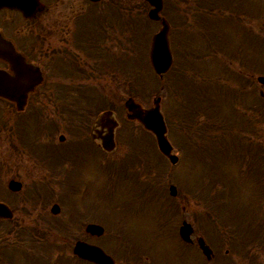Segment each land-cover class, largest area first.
Returning <instances> with one entry per match:
<instances>
[{
    "label": "rangeland",
    "instance_id": "obj_1",
    "mask_svg": "<svg viewBox=\"0 0 264 264\" xmlns=\"http://www.w3.org/2000/svg\"><path fill=\"white\" fill-rule=\"evenodd\" d=\"M127 1L131 6L124 12L126 18L122 19L117 13L113 25L105 33L104 25L95 27L94 43L103 54L84 57L91 61L92 64L89 63L99 77L88 78L80 74L69 77L67 100L63 105L67 116H62L63 120L56 127L58 130L55 128L54 135L48 139L42 131L36 133L27 128L23 132L19 174L23 187L17 198H7L15 216L12 223L0 224V264H59L56 260H65L62 264H74L66 256L70 257L72 242L83 237V227L90 221L99 222L104 227V234L91 241L105 246L103 249L116 257V264H124L121 252L125 247L120 249L122 243L129 244L128 250L131 248L133 252L140 253L149 248L152 239L157 243L164 240L166 216L174 211L172 206L176 207L168 196L171 183L176 186L180 195L178 200H182L181 204L186 205V209L189 206L193 210L204 209L217 214L228 210L230 215L222 217L221 224L225 225L224 220L227 219L228 225L237 232H246L251 224V212L255 213L256 222L259 219L264 224V198L258 199L264 182L257 183L253 174L254 160L264 159V104L236 102L226 105L218 100L212 102L206 95L202 79L210 74L214 65H210L205 51L201 50L195 58L190 53L193 50L192 37L183 32L193 34L192 30H196L195 45L207 37L203 22H194L195 10L190 8V0L182 4L178 0L174 2L190 26H180L182 22L172 14L174 0H164L165 14L172 19L173 64L181 60L158 79L149 65L146 68L145 58L151 34L159 23H145L147 38L140 39L139 34L143 37L144 32L141 28L138 33V23L142 26L147 8L143 7V0ZM251 1L245 0L243 5L250 6ZM243 18L244 15L240 16ZM210 19L220 25L222 32H217L220 38H226L230 23L221 17ZM82 34L88 44L84 43V48L89 50L92 41L87 38V32L82 30ZM108 34L110 37H105ZM229 42L237 46L238 37ZM105 43L114 47L116 52L113 55L104 52ZM182 58L184 67L181 66ZM193 59L199 68L192 67ZM201 61L203 68L199 64ZM229 65L236 69V60L233 59ZM217 66L215 63L212 73L222 71L216 69ZM85 67L89 70L86 62ZM257 70L250 67L246 71L253 78L250 87L244 88L245 94L258 87L255 76L264 73ZM227 81L231 87L236 84L232 80ZM129 95L141 109L153 105V98L160 96L168 138L178 156L176 164L164 161L139 118L127 117L123 103ZM109 102L113 103L118 124L114 129L116 145L113 152L107 154L112 157L111 165L105 167L106 159L101 158L90 131L97 126L98 108L107 106ZM225 113L229 115L226 117ZM84 115L89 117L80 121L78 118ZM59 133L64 135L61 141L58 140ZM238 138L244 147L235 150ZM55 147H65V150H56ZM121 158L124 164L119 161ZM36 188L39 191L35 196ZM2 190L0 186V192ZM53 202L60 205L57 214L49 212ZM197 215L201 214L198 212ZM30 226L38 230L43 228L42 236H37L36 231H28L26 227ZM210 226L208 222L203 223L208 231ZM253 233L251 230L245 240ZM256 235H262L259 228ZM156 248L153 247V251L157 252ZM253 250L264 264V242L260 244V240L257 241ZM32 253L38 257H32ZM197 262L201 264L199 254Z\"/></svg>",
    "mask_w": 264,
    "mask_h": 264
},
{
    "label": "flooded vegetation",
    "instance_id": "obj_2",
    "mask_svg": "<svg viewBox=\"0 0 264 264\" xmlns=\"http://www.w3.org/2000/svg\"><path fill=\"white\" fill-rule=\"evenodd\" d=\"M25 6L28 9L26 13L18 8L0 6L1 201H7L9 197L17 198L21 192L9 190L7 183L10 179H19L22 124L38 117L45 135H54L55 128L65 116L63 105L67 100L65 94L69 77L82 75L85 69L90 72L87 73L88 78L94 74L91 61H86L84 56L96 57L101 52L94 43V29L104 25V33L108 32L116 15L117 3L116 0H32ZM124 6L127 12L129 2L126 1ZM259 8L256 7L253 18L254 33L258 38L253 68L258 70L264 67V55L259 50V41L262 37L264 40V18ZM86 14L88 17L85 18ZM82 30L92 41L89 50L84 48V43L88 44L83 39ZM108 43L112 45V42ZM108 43L103 48L111 56L116 50ZM239 64L243 66L241 59ZM5 85L10 88L7 94L1 90ZM172 213L167 229L163 231V243L156 248L157 252L145 249L140 264H198V254L201 264H263L254 250L243 249L245 240L232 230L227 219L220 231L214 227L212 220L213 226L208 231L199 225L194 210L176 209ZM184 220L191 224L187 238H182L178 232ZM199 239H203L211 249L209 258L202 254ZM136 262L130 257L126 264Z\"/></svg>",
    "mask_w": 264,
    "mask_h": 264
},
{
    "label": "water",
    "instance_id": "obj_3",
    "mask_svg": "<svg viewBox=\"0 0 264 264\" xmlns=\"http://www.w3.org/2000/svg\"><path fill=\"white\" fill-rule=\"evenodd\" d=\"M150 4L154 7L148 11V15L151 18H158L157 11L161 8V0H147ZM15 3L16 0H0V3ZM168 32H169V25L166 20H161V26L159 30L152 36L151 40V47L149 53V60L153 70L157 74H161L165 72L171 64L172 56L169 48V41H168ZM159 98L157 97L154 100V106L149 108L141 115V120L146 128L153 131L156 136L158 147L162 152L167 154L171 161L174 162L176 160V156L170 154L171 146L166 139L165 132V124L162 119V115L159 111ZM126 105L129 108H134L137 115L140 113V109L138 105L135 104L131 98L126 100ZM108 112H105L107 114ZM62 138V137H61ZM110 139V137H109ZM109 141V140H108ZM105 146H108L105 143ZM10 186L12 188H18L19 184L16 182H10ZM170 192L172 194L175 193V187L170 186ZM59 210L57 204H53L51 207L52 212H57ZM0 215L10 216V212L6 205L0 203ZM86 230L92 234H101L103 229L100 225L96 224H88L86 226ZM73 252L80 257L92 260L94 262L100 264H113L110 256L105 254L103 250L93 244H88L84 241L77 240L73 246Z\"/></svg>",
    "mask_w": 264,
    "mask_h": 264
},
{
    "label": "trees",
    "instance_id": "obj_4",
    "mask_svg": "<svg viewBox=\"0 0 264 264\" xmlns=\"http://www.w3.org/2000/svg\"><path fill=\"white\" fill-rule=\"evenodd\" d=\"M180 60H181V59H180ZM180 60H179V61H180ZM179 61H178V62H179ZM182 62H183V58H182Z\"/></svg>",
    "mask_w": 264,
    "mask_h": 264
}]
</instances>
